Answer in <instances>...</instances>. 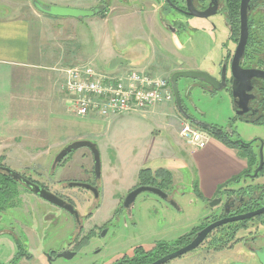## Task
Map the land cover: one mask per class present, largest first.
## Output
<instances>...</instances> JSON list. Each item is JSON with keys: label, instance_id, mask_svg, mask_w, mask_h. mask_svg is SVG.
I'll list each match as a JSON object with an SVG mask.
<instances>
[{"label": "rangeland", "instance_id": "374dc122", "mask_svg": "<svg viewBox=\"0 0 264 264\" xmlns=\"http://www.w3.org/2000/svg\"><path fill=\"white\" fill-rule=\"evenodd\" d=\"M28 1L29 8H32L31 1ZM60 1L64 0H34V3L48 7ZM71 1L74 3L76 0ZM110 1L113 2L109 3V11L103 17L97 15L77 20L55 18L40 13L53 24L50 29V38L51 44L55 46V60L60 56L66 58L70 54L78 59L77 64L72 65L64 66L62 62L64 67L61 69L91 62V65L105 73L142 67L146 68L151 75L165 79H170L171 72H175V69L216 75L221 59L229 51L233 52L235 49V44L228 39L229 30L225 17L221 13L209 19H197L185 17L175 11L163 14L161 0ZM16 2L0 0V10H8L7 16L25 14L24 7L20 6L19 1L16 0ZM92 2L91 0H77V4L83 6ZM83 6L78 9H89ZM160 18L165 22L176 24L180 29L179 32L173 34V27L169 31L164 30L160 25ZM202 85L203 83L194 79L178 81L183 106L197 122L222 129L229 128L231 132H235V137L238 136L245 144L255 142L254 150L258 157L259 148L257 146L260 143L264 161V126L235 122L233 120L235 113L229 107L228 93H222V91L209 93L203 89ZM171 106L174 112L179 114L175 101ZM170 114L168 117H160L161 121L167 123L173 121L174 118ZM128 116L131 115L113 117L115 120L110 125L106 136L88 140L95 144L99 151V178L95 177L94 159L89 149L80 148L70 153L65 160L71 159L66 169H62V166L53 169V162L61 150L52 148L50 154H47L49 145L43 141L36 143L31 141L29 145L22 142L28 146V149L34 151L33 155L22 152L13 153L10 160L6 162L8 168L32 179L39 185L47 183L46 185L51 190H55L52 191L53 193L65 192L63 188L66 187L67 182H64L63 178L71 181L77 179V183L82 184L96 181L98 187L101 188L102 160L103 165L108 166L110 178L114 173L124 175L129 168L128 163H126V168L124 160L132 153L134 155L145 154L144 150H150L153 140L162 141L164 144L177 142L169 131H162L161 137L157 139L154 128L156 126L146 119L136 117L142 123L137 132L116 124V122L120 124L121 120ZM178 143L181 156L177 162L149 164L143 169L154 173L161 168H170L175 170L176 176L182 177L181 186H176L175 193H173V201L178 206V210L164 202L154 201L150 194H141L132 208L130 217L123 214L118 217L117 221H113V225L100 231V226L104 221L112 218L117 206L109 202L105 203V206L102 204V210L97 218L87 221L86 216L93 213L96 206L101 203V196L95 199L85 190L72 188V191H77L79 197L77 209L81 227H78V223L77 253L72 259H55L54 264H113L124 256H133L137 247L149 251L159 244H172L198 225L208 211L205 208V202L195 198L192 194H186L190 191V187L187 186L188 175L185 174L183 162L190 160L185 142L178 140ZM37 152L42 154H35ZM147 154L150 152L148 151ZM37 155L38 160H33L32 158ZM55 177L57 180H64L56 185L61 188L53 185ZM255 183L263 184L264 176L257 178ZM110 185L107 189L112 192L115 189L114 186L118 184L115 182ZM20 191L21 205L19 208L8 210L4 216H1L0 230L4 228L10 231L9 228L13 226V229L18 232L20 222L28 224L29 227L23 226L24 228L21 229L29 237V244L24 246L26 248L25 257L17 264H47L43 253L51 249L58 251L66 248L68 243L75 238L76 227L68 214L63 215L61 210L32 193ZM121 192L122 196L126 195V192ZM48 216L54 217L55 224L52 232L44 234L42 227L44 219ZM15 254L16 247L12 238L7 235L0 236V262L8 264ZM187 257L189 256L185 258ZM182 261L187 262V260ZM182 261L177 259L169 264H182Z\"/></svg>", "mask_w": 264, "mask_h": 264}, {"label": "crops", "instance_id": "0c3cea01", "mask_svg": "<svg viewBox=\"0 0 264 264\" xmlns=\"http://www.w3.org/2000/svg\"><path fill=\"white\" fill-rule=\"evenodd\" d=\"M12 1L16 2V0ZM17 1L22 4H20L21 7H24L25 14L7 16L8 10H0V158H4L7 167L6 162L10 160L13 153L22 152L33 155L34 151L28 149V146L22 142L29 145L31 141L33 143L43 141L49 145L47 154H50L52 148L62 150L77 141L106 136L110 125L115 120L114 118L103 120L96 117L78 120L72 114L63 91L64 76L61 68L75 64L78 59L70 54L66 58L60 56L55 60V46L51 44L50 38V29L53 24L33 7L29 8L28 0ZM55 4L65 5V2L60 1ZM31 5L33 6L32 3ZM70 6L77 7V4L70 3ZM137 69L147 72L146 68L138 67ZM228 101L234 113L230 95ZM171 105L172 103L157 106L145 115L132 113L131 116L121 120L120 124L116 122L123 128L137 132L142 123L136 117L146 119L156 126L154 128L157 139L161 137L162 131H169L177 142L164 144L162 141L153 140L150 150H144L145 154L132 153L124 160L126 168V163L129 165L128 171L123 172L124 175L114 173L110 178L108 166L103 165L102 160L101 188H99L102 201L92 221L97 218L105 203L109 202L118 206L123 197L121 191L128 192L133 188L138 182L140 171L149 164L178 161L181 156L178 140H182L179 133L186 120L176 114ZM169 114L174 118L173 121L169 123L161 121L160 117H168ZM148 151L150 154H147ZM186 151L190 160L183 162L185 174L188 175L187 186L191 189L196 181L205 201L213 198L221 186L231 182L247 169L245 159L211 136L204 149L193 150L186 145ZM38 158L37 155L32 159L38 160ZM161 169L172 175L173 185L181 186L182 177L176 176L175 170ZM57 181L55 177L53 183ZM115 182L118 185L114 186L115 189L110 192L107 189L108 185Z\"/></svg>", "mask_w": 264, "mask_h": 264}, {"label": "flooded vegetation", "instance_id": "af4514ba", "mask_svg": "<svg viewBox=\"0 0 264 264\" xmlns=\"http://www.w3.org/2000/svg\"><path fill=\"white\" fill-rule=\"evenodd\" d=\"M69 1L70 3L73 2L71 0H64L65 5H61L58 7L78 9V8H82L83 6V5L79 6L77 4V0L75 1L76 3L74 2V4H77V7L70 6ZM91 1L93 2L90 4H86L87 7L83 6V8H89L88 10L99 9L101 10V13L99 15L106 14V12L109 11V3L113 2L110 0L108 1L91 0ZM166 1L169 0H161L160 2L163 7V14L164 13L167 14L170 11H175L185 16L183 13L180 12V10L183 11L186 8L185 0H179L181 1V3L178 5L173 4V6L167 4ZM211 1L212 0H193V7L197 11H205L209 7ZM31 3L33 4L34 0H31ZM215 3H216V12H217L216 15L221 13L225 17V23L229 30L228 39L229 41H232L235 44V49L233 52L229 51V53L221 59L217 74L213 75L209 73V75L219 80L221 78L222 66L225 64L227 67L226 75H225L226 76L225 83L227 84V87L223 89L222 92L225 91L231 96L230 87L232 85V78L229 71V66L240 41V25H241L240 13H241L242 0H215ZM51 6L52 5L48 7H43V6L41 7L48 9ZM165 6H170V7L167 8V10H165L166 8ZM246 15H247L248 35L246 40L245 51L240 60V67L242 70H253V71L264 72V0H249L246 8ZM185 17H189V16H185ZM189 18H194V17H189ZM160 25L166 31H169L171 27H173L174 29V31H172L173 34H176L180 30L176 24L165 22L162 20V18H160ZM180 28L182 29L181 26ZM179 71H186V70H179ZM173 73L174 72H171V74ZM177 86H178V82H177ZM202 86L203 89H205L207 92L214 93L211 90V88L208 87L206 84L203 83ZM246 88L249 89V91L247 92V96H248L247 104L244 106L243 110H239V112L241 111L240 114H236L238 113V110L234 106L235 117L233 120H235V122H241L248 125L264 126V80L261 78H253L250 80L249 85L246 86ZM182 107L186 112V114L192 119H194V117L189 113L187 108L183 106V103H182ZM186 122L192 125L190 122L188 121ZM192 126L196 127L194 125ZM223 132L231 142L237 143L238 146L242 148L250 147L255 152L254 150L255 142H251L248 144L243 143V141L238 136L235 137V132H231L229 128L223 129ZM260 147L261 144L259 143L257 148L260 149ZM67 157L68 156H66L61 162H59L56 165V167L62 166V169L67 167L71 160L70 159L68 161H65ZM258 166H259V157L256 167H254L250 173L245 174V176L241 180L223 188L220 192H217V194L210 200L207 201L201 200L205 202V208L208 211V213L199 222L198 225L192 228V230L189 233L180 237L172 244H165V243L159 244L149 251H145L141 247H137L134 250L133 256L131 257L124 256L118 259L117 261H115L113 264H139L141 261H143L147 253L148 254L150 253L151 256L149 262L145 264H153L162 258H165L171 254L178 252L179 250L185 249L195 241V239L201 232L209 228L210 229L208 230L206 236L195 249H193L192 251L186 254L181 255L180 257L170 260L165 264H169L177 259L181 261L187 260V262L182 261L183 262L182 264H264V213L255 215L247 219L234 221V219L236 218L253 214L259 210L264 209V183L263 184L255 183V180L257 178L264 176V165H263V169L256 176H254V172L258 168ZM24 177L27 178L26 176ZM27 179L29 180L30 178ZM29 181L32 182L33 180L31 179ZM62 181L63 180H58L57 182L53 183V185L56 186ZM64 182H67L66 187L63 188V190H65L64 193L62 192L53 193L52 191L55 190H51L50 187L46 185L47 183H45V185L42 186L37 183V185L40 186L42 189L48 191L49 193L55 195L58 199L63 201L65 205L72 207L73 214L48 202L49 204L53 205L55 208L61 210V213L63 215L68 214L72 219V223L76 227L75 238L72 242L68 243L66 248L58 251L51 249L43 253V257H45L47 264H54L55 259H59V258L67 260L64 257H60L65 252L69 253L68 256L70 255L74 256L77 253L76 251L77 224L79 223L78 227L79 228L81 227L80 219H79L80 217L78 212L79 210L77 209V200L79 201V197L77 191H72L71 189L75 188L76 190L77 189L85 190L93 195V193L90 190L74 187L73 184H77V179H72V181L68 180ZM33 183H35V181ZM86 185L90 186L92 190L93 189L97 190L98 197L95 199H98L100 193L97 182L94 181L93 183H86ZM232 185H235L236 187L234 188ZM140 187H151L159 190L160 195L150 194L153 196L154 201L157 200V202L159 201L164 202L173 209L178 210V206L173 201V193H175L174 189L176 188L175 185L172 184L171 186L168 187H161L158 181L152 183L137 182V184L133 188H131L128 192H126L125 196L122 197L117 208L114 210V214L112 218H110L108 221H104V223L100 226V231L105 230L107 226L113 225L112 224L113 221H117L118 217L123 214L126 215L127 217L131 216L132 208L137 198L140 195L135 199L133 203L128 205L125 204V199L130 193H132L133 191H135L137 188ZM25 190H26L25 192L31 193L27 189ZM186 194L194 195L193 188H191L190 191ZM182 195H184L183 192ZM99 207L100 206L97 205L96 210L99 209ZM95 211L93 213L92 212L89 213L85 219L87 221H92ZM5 213L6 212L0 214V218L1 216H4ZM44 220L45 221L42 227L44 228L43 230L44 234H47V232L48 233L52 232L53 226L55 224L54 217L48 216V218H45ZM23 226L29 227L28 224H23V223L21 224L20 222V227L18 232H16L15 229H13V226L9 228L10 231H6L4 228L0 230V236L7 235L12 238L13 243L15 244L16 247V254L18 252L24 254V251L26 250L24 246L26 247L29 244L28 243L30 240L29 237L21 229L24 228ZM17 242L20 243V246L18 245ZM186 256L189 257L185 258ZM10 262L8 264H10Z\"/></svg>", "mask_w": 264, "mask_h": 264}, {"label": "water", "instance_id": "95a60500", "mask_svg": "<svg viewBox=\"0 0 264 264\" xmlns=\"http://www.w3.org/2000/svg\"><path fill=\"white\" fill-rule=\"evenodd\" d=\"M248 1L249 0H242L241 13H240V23H241L240 41L235 50L234 56L229 66V71H230L231 78H232V85L230 87L231 98H232L235 108L238 110V113L236 114H240L241 111L239 112V110H243L244 106L247 104V101H248L247 92L249 91V89H247L246 86L249 85L250 80L253 78H261L264 80V72L253 71V70H242L240 67V60L245 51L246 40H247V35H248L247 15H246V8H247ZM166 2L167 4L173 6V4H171L169 1H166ZM185 4H186L185 10L183 11L180 10V12L183 13L185 16L194 17L197 19H208L209 17L214 16L217 13L215 0L211 1L209 7L205 11L195 10L193 7V0H185ZM33 6L39 13L50 16V17H55V18H73V19L80 20V19L91 18L101 13V10L99 9L81 10V9L65 8V7H58V6H51L48 9H45L39 6L37 3H33ZM226 68L227 67L224 64L222 66L221 78L219 80L215 79L214 77H212L211 75L205 72H199V71H176L170 76L169 82L171 85L175 105L177 107L178 112L180 113L182 117H184L186 121L190 122L192 125L199 127L205 131L209 130L210 126L197 122L196 120L189 117L184 111L182 107V102H181V97L179 94L177 82L180 79H194V80H198L206 84L208 87L211 88L213 92H219L227 87V84L225 83ZM80 148H87L92 153L93 159H94V174L96 178H99L100 177L99 151L96 145L89 141H77L63 148L59 152V154L56 156L53 162L52 168L55 169L56 165L59 162H61L66 156H68L70 153ZM263 165H264V161H263V156H262V145H261L259 149V166L255 170L254 176H256L263 169ZM6 173H8L13 178L14 181L18 182L22 187L27 189L32 194L73 214L72 207L65 205V203L61 201L60 199H58L55 195L42 189L40 186L29 181L24 176L17 174L11 170H6ZM73 186L77 188L90 190L93 193L94 198L98 197L97 190L96 189L92 190V188L86 184L77 183V184H73ZM141 194L160 195V191L155 188H151V187L137 188L135 191H133L126 197L125 204L128 205V204L133 203L135 199ZM261 213H264V209L259 210L253 214H249V215L242 216L240 218H236L234 219V221L247 219L255 215L261 214ZM209 229L201 232L197 236L195 241L191 245L186 247L185 249L179 250L178 252L171 254L165 258H162L153 264H165L166 262L170 260H173L177 257H180L183 254H186L192 251L202 242V240L206 236ZM68 254H69L68 252H65L60 257H64L67 260L72 259L73 255L68 256Z\"/></svg>", "mask_w": 264, "mask_h": 264}, {"label": "built area", "instance_id": "2783aa9c", "mask_svg": "<svg viewBox=\"0 0 264 264\" xmlns=\"http://www.w3.org/2000/svg\"><path fill=\"white\" fill-rule=\"evenodd\" d=\"M63 91L77 118L109 120L126 114L145 115L174 102L169 79L140 69L105 73L86 62L64 69ZM180 138L193 150L204 149L209 135L184 122Z\"/></svg>", "mask_w": 264, "mask_h": 264}, {"label": "trees", "instance_id": "16d2710c", "mask_svg": "<svg viewBox=\"0 0 264 264\" xmlns=\"http://www.w3.org/2000/svg\"><path fill=\"white\" fill-rule=\"evenodd\" d=\"M172 4L178 5L181 3L179 0H169ZM165 10L170 6H165ZM105 14H101L99 17H103ZM196 129L202 130L206 132L209 136L213 137L217 141L221 142L226 147L235 150L237 154L246 160L247 169L238 177H235L231 180V182L221 186L218 190L220 192L223 188L241 180L245 174L250 173L254 167H256L258 163V157L256 152H254L250 147H240L237 143L231 142L223 132L222 128L210 126V129L205 131L201 128ZM4 158H0V214L7 212L8 210L16 209L21 205L20 196L21 191H26L18 182L14 181L13 178L6 173V170H10L4 163ZM24 176V175H22ZM31 180V179H29ZM158 181L161 187H168L173 184L172 175L163 169H159L158 171L152 173L150 170H141L138 176V182L143 183H152ZM34 182V181H32ZM36 183V182H35ZM37 184V183H36ZM42 186V185H41ZM193 192L197 199L204 200L197 186V182L193 183ZM18 243V242H17ZM20 246V243H18ZM21 250V249H20ZM151 254L147 253L143 261L139 264L148 263L150 260ZM25 255L21 252H18L15 258L10 262V264H17L21 259H23ZM30 259V258H27ZM0 264H3L0 262Z\"/></svg>", "mask_w": 264, "mask_h": 264}]
</instances>
